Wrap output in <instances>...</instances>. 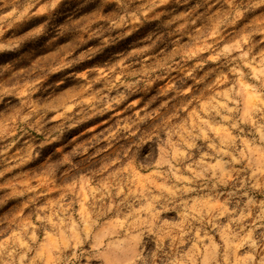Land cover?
<instances>
[{
    "label": "rangeland",
    "instance_id": "1",
    "mask_svg": "<svg viewBox=\"0 0 264 264\" xmlns=\"http://www.w3.org/2000/svg\"><path fill=\"white\" fill-rule=\"evenodd\" d=\"M158 245L264 264V0H0V264Z\"/></svg>",
    "mask_w": 264,
    "mask_h": 264
},
{
    "label": "clouds",
    "instance_id": "2",
    "mask_svg": "<svg viewBox=\"0 0 264 264\" xmlns=\"http://www.w3.org/2000/svg\"><path fill=\"white\" fill-rule=\"evenodd\" d=\"M159 252V255H157ZM168 253L165 251L164 245H158L157 251H148L137 258L141 264H167Z\"/></svg>",
    "mask_w": 264,
    "mask_h": 264
},
{
    "label": "bare ground",
    "instance_id": "3",
    "mask_svg": "<svg viewBox=\"0 0 264 264\" xmlns=\"http://www.w3.org/2000/svg\"><path fill=\"white\" fill-rule=\"evenodd\" d=\"M172 2V1H171ZM202 30V29H201ZM130 36V35H129ZM122 73V72H121ZM124 75V74H123ZM125 77V76H124ZM107 79V78H106ZM100 80V79H99ZM105 82V81H104ZM98 86V85H97ZM132 97V96H131Z\"/></svg>",
    "mask_w": 264,
    "mask_h": 264
}]
</instances>
